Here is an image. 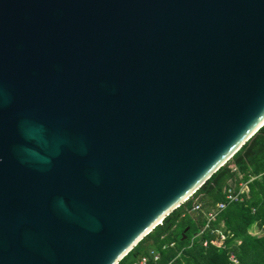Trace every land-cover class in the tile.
Wrapping results in <instances>:
<instances>
[{
  "label": "water",
  "instance_id": "water-1",
  "mask_svg": "<svg viewBox=\"0 0 264 264\" xmlns=\"http://www.w3.org/2000/svg\"><path fill=\"white\" fill-rule=\"evenodd\" d=\"M264 126V0H0V264H118Z\"/></svg>",
  "mask_w": 264,
  "mask_h": 264
},
{
  "label": "trees",
  "instance_id": "trees-1",
  "mask_svg": "<svg viewBox=\"0 0 264 264\" xmlns=\"http://www.w3.org/2000/svg\"><path fill=\"white\" fill-rule=\"evenodd\" d=\"M242 184V199L208 223V212L226 202V190L238 192ZM195 203L200 209L191 212ZM150 251L160 255L159 264H231V255L237 264H264V126L118 264H134Z\"/></svg>",
  "mask_w": 264,
  "mask_h": 264
},
{
  "label": "built area",
  "instance_id": "built-area-1",
  "mask_svg": "<svg viewBox=\"0 0 264 264\" xmlns=\"http://www.w3.org/2000/svg\"><path fill=\"white\" fill-rule=\"evenodd\" d=\"M239 188L240 189L238 192L234 191L233 189H227L226 190V194H225L226 195V202L217 203L215 209L208 212V214H207L208 223L215 220L218 213H220L226 207L227 203L237 202V201H240L242 199L241 195L245 192L246 186L244 184H242V185H240ZM199 209H200V206L195 203L193 205V208L191 209V212H197V211H199ZM220 237L222 240H224L223 235H221ZM202 244L204 247H206V245H207V243L205 241ZM149 258L152 259L154 264H159V262L161 260V257L157 252L150 251L148 256L142 257L139 261H137L134 264H147V262L149 261ZM229 260H230L231 264H237V260L235 259L234 256L231 255L229 257Z\"/></svg>",
  "mask_w": 264,
  "mask_h": 264
}]
</instances>
